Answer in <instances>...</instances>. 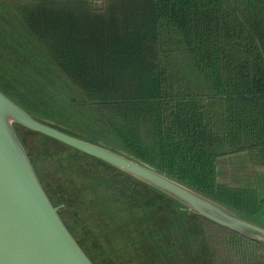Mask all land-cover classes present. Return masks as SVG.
Returning <instances> with one entry per match:
<instances>
[{
  "label": "trees",
  "instance_id": "16d2710c",
  "mask_svg": "<svg viewBox=\"0 0 264 264\" xmlns=\"http://www.w3.org/2000/svg\"><path fill=\"white\" fill-rule=\"evenodd\" d=\"M101 1L102 9L97 0L0 2V59L22 72L23 50L33 43L38 59L48 57L52 64L48 77H3L0 90L36 116L54 119L48 113L57 104L71 107L73 115L56 118L64 131L76 135L68 118L80 116L102 138L90 141L114 146L256 219L264 212V197L251 184L256 169H264V0ZM30 133L39 142L34 145L45 149L41 161L60 165L62 185L55 177L45 179L27 150L49 198L64 205L61 218L94 264L90 248L102 252L101 239L112 230L113 242L129 248L119 255L124 264H180L174 257L182 244L201 245L204 251L197 253L205 252L209 264H264L263 243ZM90 208L94 213L82 217ZM73 209L99 229L87 247L65 217ZM187 218L201 238L186 230ZM131 224L135 229L124 232ZM98 256L105 264L106 253Z\"/></svg>",
  "mask_w": 264,
  "mask_h": 264
},
{
  "label": "water",
  "instance_id": "95a60500",
  "mask_svg": "<svg viewBox=\"0 0 264 264\" xmlns=\"http://www.w3.org/2000/svg\"><path fill=\"white\" fill-rule=\"evenodd\" d=\"M38 1V0H0ZM97 8L103 2L97 0ZM17 127L90 156L168 197L180 209L263 243L264 226L248 220L157 168L111 145L64 131L32 115L0 90V264H94L45 191Z\"/></svg>",
  "mask_w": 264,
  "mask_h": 264
},
{
  "label": "rangeland",
  "instance_id": "374dc122",
  "mask_svg": "<svg viewBox=\"0 0 264 264\" xmlns=\"http://www.w3.org/2000/svg\"><path fill=\"white\" fill-rule=\"evenodd\" d=\"M16 40L18 42L23 43V41L20 39H16ZM15 44H17V43H15ZM27 49H28V51L23 50V52L25 54H27L24 57V60H23L24 63H20L21 67H24L23 68L24 71H22V72L19 70V68H17L16 63L14 65L15 67L13 68L8 60L3 61L2 59H0V77H2L0 79V83L5 82L3 77H21L22 76L21 73H23V72L26 73V77H34V79H35V77H43V75L48 77L49 71H48L47 66L50 65V67L52 69L51 61L48 59V57H46L44 59H38L36 54L39 53V49L35 46V44H33V43L29 44ZM7 64H9V67H7ZM53 67H54V69L57 70V68L54 65H53ZM57 72L59 73L58 70H57ZM56 76H57V74H56ZM50 82H53V80L50 79ZM47 86L54 87L53 84L48 83V81H47ZM48 107H51V106H48ZM72 111L73 110L71 107L62 106V105L57 104V107H54L53 111L48 113V115H50L51 117H54V119L50 118L47 115L44 116V114L43 115L40 114L41 116H39V117L44 118V119L54 123L55 125L63 126V125H65L63 123V121L61 119H56V118H58V116L67 117V116L73 115L72 113H70ZM73 117L74 118H68V121L70 123H72V126L69 125L70 130H71L70 132L76 134L75 136L87 138V139H92V140L102 139L97 134H95L96 131H98V130H96L93 127L94 126L93 124H90V122H89V124H87L86 122H84L83 118L82 119L80 118V116L75 115ZM75 120H77V122H75ZM17 132H18V135L21 138V141L23 142L26 150H28L32 154V157L35 160L36 167H37L38 171L40 172V174L42 176H44L45 179L49 175L48 179L55 177L56 181H58L59 179H57V177H60V176L62 177V172L61 171L59 172V169H60L59 166L60 165L58 163L53 164L50 162H46V160L41 161L39 156L41 154L45 153V151H44L45 149H42L41 146L40 147L35 146V145L39 144V142L36 143L35 141H33V139H34L33 134H31L30 132L26 131L25 129L19 128V127H17ZM105 142L107 143V141H105ZM262 170H264V169H262ZM262 170H261V168L256 169L255 184H254V182L251 183L252 185H255V187H257L258 195L260 197H264V172L261 174ZM54 172H58L59 175L52 176L51 173H54ZM59 183L62 185L64 183V181H60ZM87 213L93 214L94 213L93 208H90L88 212H81L80 214H82L81 216L84 217V215H86ZM65 217H66L68 223L70 225H72L78 231L76 233L79 234L78 237L80 238V241L84 244L85 247H87V245L90 244L89 241L87 240L88 237L92 233L97 232L99 229L94 230L93 227H90L91 225H93V223H90L91 220H88L90 222L80 220V217L78 216V214H76V210H74V209L72 212L66 214ZM244 218H246V217H244ZM114 219H119V217L116 214H114ZM246 219H248V218H246ZM248 220H251V221L253 220V221L259 223L260 225L264 226V212L258 214L256 219H248ZM191 222H192V219L190 220L189 218H187V221L185 222L186 230L191 233L190 229H193V233H195V235H197L198 238H201L200 237V234H201L200 229H198L197 227L192 228ZM134 229H135V226L133 224H131L128 227L124 228L123 230H124V232H127V230L132 231ZM116 232L117 231L112 230L111 233L107 235V237H104L101 239L102 244H100V245L102 246V252L106 253L105 260H104L105 264H124L122 258L119 255L122 253H124V255H127V253H128V249H129L128 247H125V246H122L121 244L119 245V244H116L115 242H113L114 237L117 235ZM166 234H168V233H165V235ZM136 235L139 236L140 233H136ZM185 236H186L185 243L189 244L190 241L192 240V237L188 234H185L183 237H185ZM183 241L184 240H181V244L183 243ZM201 242H197V244H201ZM161 245H162V243H160V246ZM189 247L190 246L185 247L184 244L177 246L176 248H178L180 250V252H179V254H176V256L174 257V260L179 261L180 264H190V263L191 264H209L208 263V256L205 252L197 253V252H200L203 250L201 245H198V248H196L197 246L196 247H190V248ZM90 249H91V253H93V255L96 257V263L100 264L99 261H101V259L99 258L98 255H100L102 252L99 250H96L95 246H94V248L92 247ZM142 260H144V258H142Z\"/></svg>",
  "mask_w": 264,
  "mask_h": 264
},
{
  "label": "crops",
  "instance_id": "0c3cea01",
  "mask_svg": "<svg viewBox=\"0 0 264 264\" xmlns=\"http://www.w3.org/2000/svg\"><path fill=\"white\" fill-rule=\"evenodd\" d=\"M262 170V169H261ZM264 172V170L261 171V174Z\"/></svg>",
  "mask_w": 264,
  "mask_h": 264
}]
</instances>
